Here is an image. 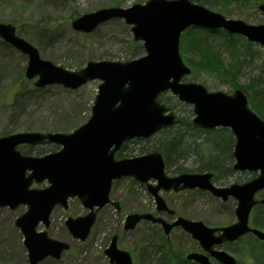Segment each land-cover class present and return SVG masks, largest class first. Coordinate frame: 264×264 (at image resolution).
<instances>
[{"label": "water", "instance_id": "95a60500", "mask_svg": "<svg viewBox=\"0 0 264 264\" xmlns=\"http://www.w3.org/2000/svg\"><path fill=\"white\" fill-rule=\"evenodd\" d=\"M264 13V2L258 7ZM123 19L130 25L132 39L142 43L144 54L126 61H87L78 70H68L40 57L38 49L16 34L11 23L0 21V38L27 56L24 75L34 79V86L43 88L59 84L75 90L88 81L98 79L89 118L69 133L21 131L0 136V207L26 210L14 224L23 236L29 264L46 257L58 259L69 248L65 241L51 238L46 229L56 205L67 208L68 199L77 197L88 210L84 215L67 217L70 234L83 241L95 222L97 211L110 201L112 181L131 176L145 183L152 194L157 211L172 214L163 197L164 191L198 188L209 191L222 201L233 198L234 222L209 227L200 220L177 217L168 222L150 213H130L125 229H133L141 219L159 223L168 235L174 226H181L209 253L189 252L186 259L199 264H212L209 256L221 264H237L236 258L223 248L241 236L251 233L264 240V229L249 224V215L257 204L264 205V119L248 105L241 88L231 93L210 91L203 84L182 81L191 68L179 51L180 35L189 26L223 29L247 41L264 46V23L249 24L241 19L226 18L191 0H146L129 7L109 6L83 13L71 20L73 30L93 32L111 19ZM164 92L180 102L192 105V123L204 129L228 128L233 135V171H258L244 182L216 185L211 171L181 172L168 175L159 151L116 158L122 144L133 138H148L165 126L172 125L176 115L158 100ZM42 141L57 144L56 151L41 155L22 153L20 145ZM154 180L152 184L149 180ZM46 182L42 188L33 183ZM109 264H132L128 251L117 246L113 235L104 250Z\"/></svg>", "mask_w": 264, "mask_h": 264}, {"label": "rangeland", "instance_id": "374dc122", "mask_svg": "<svg viewBox=\"0 0 264 264\" xmlns=\"http://www.w3.org/2000/svg\"><path fill=\"white\" fill-rule=\"evenodd\" d=\"M145 1L0 0V21L13 24L18 35L38 49L41 58L68 70H78L90 60L126 61L143 55L144 50L141 42L132 39L130 25L123 19L103 22L91 33L73 30L70 26L71 20L102 7L125 8ZM203 1L201 5L223 14L226 18L241 19L249 24L264 23V13L257 8L264 0H233L227 4L225 0ZM201 33L220 52L224 68L220 73L198 71L182 81L201 83L210 91L231 93L235 88H241L247 96L248 92L254 95L256 91L253 87L264 80V47L253 42L247 45L248 41L243 36L231 38L230 44L224 46L225 38L222 33ZM181 38L182 35L179 51L187 64V54L181 48ZM26 64L27 56L0 38V136L21 131L69 133L89 118L100 80H91L75 90L59 84L37 88L33 85L34 79L29 80L24 75ZM234 83L237 84L236 87H232ZM247 85L251 86L247 88L249 91L245 89ZM260 85L257 88H261ZM167 96L169 100L165 105L177 118L191 120L192 105L178 101L170 93ZM250 108L256 112L251 106ZM202 130L203 132L196 131L198 136L201 135L197 141H201L205 131H208ZM233 144L234 141L231 152ZM52 145L51 151L60 148L59 145ZM42 146L47 147L43 153L51 152L47 150L51 143ZM136 146L137 143H128V147ZM233 161L232 158L229 163L232 164ZM196 163L197 158L192 155L183 162V166L193 168ZM168 173L171 174L169 171ZM257 174L258 171L222 173V182L214 183L227 185L243 182ZM45 185L46 182L32 184L38 188ZM262 195L264 191L259 196ZM161 196L176 213L200 220L209 226L219 227L235 220L233 210L236 201L233 198L222 201L210 192L200 189L180 193L162 191ZM110 198L114 203H109L98 211L95 222L83 241L74 238L65 225L67 217H76L87 212L79 200L69 199L66 209L61 206L54 207L49 226L44 228L39 225L38 229H46L51 238L67 242L69 249L58 259L46 257L37 264H109L104 249L113 235L117 236V246L130 253L132 264H154L156 260L183 264L181 261L186 253L198 248L197 242L181 231L174 232L166 239L162 229L156 226L139 223L133 229L124 228V220L128 214L156 211L154 199L144 183L131 176L116 179L110 189ZM115 203L119 204V208ZM26 208L25 205H19L15 209L0 207V264H28L23 236L14 224L16 217ZM252 216L253 213L251 219ZM228 245L225 244L224 247L228 249ZM233 245V248L238 249L239 244ZM230 252L238 259L233 251ZM261 252L263 254V248ZM261 259L258 264H263V256ZM238 261L239 264H252L248 257Z\"/></svg>", "mask_w": 264, "mask_h": 264}, {"label": "trees", "instance_id": "16d2710c", "mask_svg": "<svg viewBox=\"0 0 264 264\" xmlns=\"http://www.w3.org/2000/svg\"><path fill=\"white\" fill-rule=\"evenodd\" d=\"M196 3H204L203 0H192ZM233 0H225L230 3ZM77 14V13H76ZM75 14V15H76ZM73 15V16H75ZM72 16V17H73ZM71 17V18H72ZM201 32L215 33L220 32L224 35L225 41L223 45L230 44L231 38L238 35L227 34L222 30H209L205 28L190 26L182 35V50L187 54L186 62L191 67V75H195L198 71H206L209 73H220L224 67L221 59V54L218 49L212 47L206 36H202ZM249 45L250 43H246ZM234 48V47H233ZM261 84V85H260ZM255 84L253 87L254 95L248 92L249 105L264 119V80L263 83ZM236 83L232 87H236ZM260 85L261 88H257ZM251 87L247 85L245 88ZM257 88V89H256ZM249 91V90H248ZM255 94H258L255 97ZM158 100L165 103L169 100L167 93L159 95ZM191 112V111H190ZM202 128L194 125L189 118H177L175 124L158 130L153 136L140 139L135 138L125 142L121 149L117 152V157L132 156L146 153L149 151H159L165 161L166 170L171 174H176L184 171H211L214 174V181L222 182V173L230 174L232 172L230 159H232L231 144L233 136L227 128H216L205 131V135L201 141L199 133ZM218 137V140H216ZM137 143V146L128 147V143ZM42 144H49L47 141H42L37 145H23L19 149L26 154H42L47 147ZM50 147V148H49ZM47 150L51 151L53 145ZM192 155L196 156L197 163L193 168H186L183 162ZM252 223L264 229V205H257L253 209ZM238 249L233 248V244L228 245V250L233 251L238 259L248 257L252 260V264H258L262 260L264 264V241H258L252 235L244 236L238 243ZM263 246V247H262ZM259 247V248H258ZM263 248V254L260 253ZM163 260H156L154 264H167Z\"/></svg>", "mask_w": 264, "mask_h": 264}, {"label": "flooded vegetation", "instance_id": "af4514ba", "mask_svg": "<svg viewBox=\"0 0 264 264\" xmlns=\"http://www.w3.org/2000/svg\"><path fill=\"white\" fill-rule=\"evenodd\" d=\"M184 172H186V171H184ZM179 173H181V172H179ZM178 173H176V174H170V176H172V175H177ZM162 191H164V190H161L160 191V194H161V192ZM166 192H169V191H166ZM174 192V191H173ZM181 192V191H180ZM180 192H175V193H180ZM109 197H110V193H109ZM77 199V198H76ZM110 200H111V198H110ZM114 203V201L112 200V201H110L109 203ZM109 203H107L106 205H109ZM167 203V202H166ZM106 205H104V206H106ZM168 205V204H167ZM103 206V207H104ZM115 206L117 207V208H119V204L118 203H115ZM102 207V208H103ZM168 207H169V205H168ZM155 208H156V206H155ZM170 208V207H169ZM172 209V208H171ZM100 210V209H99ZM98 210V211H99ZM98 211H97V213H98ZM142 212H144V213H150V214H152L154 217H161V218H163V219H165L166 221H168V222H173L177 217H185V216H183V215H181V214H178V213H176L175 212V210H173V213L172 214H170V213H168L167 211H157V209H156V211L155 212H152V211H142ZM96 213V214H97ZM139 223H142V224H145V225H152V226H156V227H159V228H161V225L159 224V223H156V222H151V221H148L147 219H141L138 223H137V225H139ZM136 225V226H137ZM162 229V228H161ZM184 232V233H186V234H188V235H190L187 231H185L181 226H174L171 230H170V233L168 234V235H165V237H166V239H169V237L174 233V232ZM190 237H191V235H190ZM192 238V237H191ZM193 239V238H192ZM240 239H242V238H239V239H237V241H233L231 244H235V243H238L239 241H240ZM194 241H196L195 239H193ZM197 242V241H196ZM197 249L196 250H193V252H199V253H201V252H203V249L201 248V246L199 245V243L197 242ZM190 252V251H189ZM187 254V253H186ZM185 257H186V255H185ZM184 257V260L183 261H181L183 264H199V263H197L196 261H194V260H188V259H186ZM42 261H44V259L43 260H41V261H39V262H42ZM172 264H175V262L174 263H172ZM212 264H220V263H217L216 261H212ZM237 264H239V262H237Z\"/></svg>", "mask_w": 264, "mask_h": 264}]
</instances>
